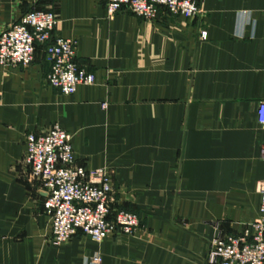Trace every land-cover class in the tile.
I'll list each match as a JSON object with an SVG mask.
<instances>
[{"label": "crops", "instance_id": "crops-1", "mask_svg": "<svg viewBox=\"0 0 264 264\" xmlns=\"http://www.w3.org/2000/svg\"><path fill=\"white\" fill-rule=\"evenodd\" d=\"M106 2L0 0V32L48 11L50 40L72 41L74 63L95 77L60 95L46 84L41 46L28 67H0V264H91L95 254L99 264H204L213 239L257 218L264 0H200V21L163 7L152 20L124 8L108 17ZM53 124L69 135L77 166L105 169L108 220L135 215L130 234L95 244L76 231L52 243L23 157L25 136Z\"/></svg>", "mask_w": 264, "mask_h": 264}, {"label": "built area", "instance_id": "built-area-1", "mask_svg": "<svg viewBox=\"0 0 264 264\" xmlns=\"http://www.w3.org/2000/svg\"><path fill=\"white\" fill-rule=\"evenodd\" d=\"M159 7L172 16L202 19L200 0H107L105 5L108 17L124 8L144 20L154 19ZM55 25L56 20L48 11L22 14L0 32V67H28L35 46H41L49 66L47 86L62 96H70L78 86L93 85L95 77L74 63L72 41L50 40ZM205 37V31L200 30L199 38ZM255 121L264 129V102L256 106ZM24 147L28 176L44 194L42 207L49 219L53 244H65L76 231L99 244L110 233L130 234L138 227L136 216L125 211H114L108 220L111 182L105 169L77 166L70 137L57 125L40 135H26ZM261 155L264 158V145ZM257 194V218L239 235L213 239L204 264H264V183L258 184ZM99 262L97 254L90 259L91 264Z\"/></svg>", "mask_w": 264, "mask_h": 264}]
</instances>
